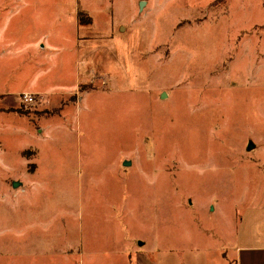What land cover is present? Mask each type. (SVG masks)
I'll return each mask as SVG.
<instances>
[{
  "label": "rangeland",
  "instance_id": "obj_1",
  "mask_svg": "<svg viewBox=\"0 0 264 264\" xmlns=\"http://www.w3.org/2000/svg\"><path fill=\"white\" fill-rule=\"evenodd\" d=\"M31 1L0 0V40L54 43L49 141L0 112V264H102L133 238L213 260L261 233L264 0ZM8 59L19 73L0 71V90L25 87L27 50ZM31 146L51 159L33 187Z\"/></svg>",
  "mask_w": 264,
  "mask_h": 264
},
{
  "label": "crops",
  "instance_id": "obj_2",
  "mask_svg": "<svg viewBox=\"0 0 264 264\" xmlns=\"http://www.w3.org/2000/svg\"><path fill=\"white\" fill-rule=\"evenodd\" d=\"M20 4L28 7L33 6L36 3H33L31 0H19ZM75 9V19L79 23L78 15L79 10ZM42 39V42H39ZM51 49V50H50ZM83 49V48H82ZM24 50H27L28 57L31 58V77L28 81L29 83L25 87H17L15 89H2L0 90V97L1 96H19L20 101H23L22 95L29 94L32 95L33 100L28 105L29 111L33 109L34 113L36 114L35 119H28L26 118V114L18 112L16 109H9L0 107V112L2 114H12L15 118L16 116L20 117L23 125L25 126L26 132L31 136H36L38 140H43L45 142L49 141V128H48V113H47V100H48V92H50L52 88V80L49 79L48 73L51 72V67H46V60L50 58H54L55 55L52 54V50H54V43L48 41V43L43 44V37L39 38L37 41L29 42L26 45H21L20 47L16 46L15 41L2 39L0 40V57L5 58L3 62L0 63L1 76H3L6 71L12 76L11 79L19 73V67L15 64H8L9 59L14 57L15 55L19 54L20 52L23 53ZM82 50L79 46L75 48L76 60L78 65L84 66L83 69H89L90 62L88 60L90 56V51H83V56L80 53ZM70 58H74L72 54ZM1 60V58H0ZM57 66L53 65V69L55 70ZM61 69L63 71V60L61 63ZM82 69V71H83ZM21 71V69H20ZM59 72V71H58ZM58 72L55 70L54 76L57 77ZM61 72V70H60ZM41 77V78H40ZM40 78V80L38 79ZM80 80V79H79ZM77 81L75 83L74 89L72 88L69 92H75L76 89L79 88L80 82ZM79 82V83H78ZM15 101V99H14ZM34 149V153H32L31 157L24 159V155H21L20 152L18 156L23 160L25 165H22L25 170H22V174H29V184L31 187L38 183V178H43V174L45 171L51 173V159H50V151L47 152L48 158L42 159L39 156V149L36 147H30ZM32 164V169H28V165ZM12 164H8L11 166ZM20 178L14 179L13 177L8 178L10 184L16 183L15 187L22 182L18 180ZM17 180V181H16ZM43 183V181H39ZM12 187H14L12 185ZM258 220L259 226H262V232L257 234L256 237H249L242 239L241 243L235 244L234 246V255H230L227 252V249H219L218 254H216V258L213 260L207 259L206 252L200 248L193 246L192 249L185 251L184 254L177 255L174 249H170L171 251L164 255L153 256L154 252L157 253V248L155 244H152L148 247H145V241H140L138 238H133L134 240L130 241V244L122 247L120 250L116 252H112L113 254L110 255L106 261L102 262V264H264V214ZM138 242L139 245L136 244ZM123 243V237H122ZM111 245V244H110ZM133 245V246H132ZM90 250H96V245L91 243L87 244ZM113 246V245H112ZM44 249V248H43ZM43 249H41L43 251ZM70 250V249H68ZM72 251V250H71ZM174 251V252H172ZM51 252L57 254L56 247L51 249ZM90 264H100L98 260H90ZM83 263V261H82Z\"/></svg>",
  "mask_w": 264,
  "mask_h": 264
},
{
  "label": "built area",
  "instance_id": "obj_3",
  "mask_svg": "<svg viewBox=\"0 0 264 264\" xmlns=\"http://www.w3.org/2000/svg\"><path fill=\"white\" fill-rule=\"evenodd\" d=\"M22 98L25 103H29L33 100L32 95H29V94H23Z\"/></svg>",
  "mask_w": 264,
  "mask_h": 264
},
{
  "label": "water",
  "instance_id": "obj_4",
  "mask_svg": "<svg viewBox=\"0 0 264 264\" xmlns=\"http://www.w3.org/2000/svg\"><path fill=\"white\" fill-rule=\"evenodd\" d=\"M140 3H141V5L143 4L142 1H140ZM161 94H162V97L165 96V94L163 92ZM251 147H252V145H249V148H251ZM125 163H129V162H125ZM12 185L15 187V185H17V184L13 183Z\"/></svg>",
  "mask_w": 264,
  "mask_h": 264
}]
</instances>
